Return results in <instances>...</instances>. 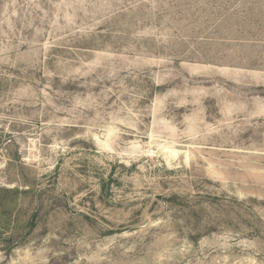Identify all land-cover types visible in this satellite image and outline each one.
Returning <instances> with one entry per match:
<instances>
[{
	"label": "rangeland",
	"instance_id": "1",
	"mask_svg": "<svg viewBox=\"0 0 264 264\" xmlns=\"http://www.w3.org/2000/svg\"><path fill=\"white\" fill-rule=\"evenodd\" d=\"M0 264H264V0H0Z\"/></svg>",
	"mask_w": 264,
	"mask_h": 264
},
{
	"label": "trees",
	"instance_id": "2",
	"mask_svg": "<svg viewBox=\"0 0 264 264\" xmlns=\"http://www.w3.org/2000/svg\"><path fill=\"white\" fill-rule=\"evenodd\" d=\"M102 191H103V192H105V191H106V185H105V183H104V182L102 183ZM32 226H33V224H32Z\"/></svg>",
	"mask_w": 264,
	"mask_h": 264
}]
</instances>
